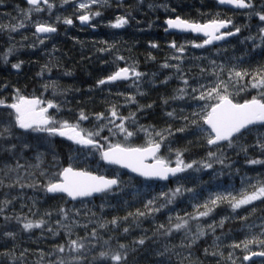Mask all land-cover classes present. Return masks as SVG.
<instances>
[{
  "label": "rangeland",
  "instance_id": "obj_1",
  "mask_svg": "<svg viewBox=\"0 0 264 264\" xmlns=\"http://www.w3.org/2000/svg\"><path fill=\"white\" fill-rule=\"evenodd\" d=\"M211 1L212 0H108V4L103 7L98 5L91 6L92 11H100L103 14L92 19L87 28H83L79 26V24H72L69 26L62 22L63 18H70V13L72 12L76 15V18L81 14V10L76 7L77 0H70L69 3L63 5L62 0H50V2L54 4L51 12L45 10L36 13L33 11L29 14L30 19L25 20L26 26L24 28L18 29L16 32H10L7 29H5L6 31H0V56L10 47L15 49L8 57V63H4V61L0 59V99H6L8 102L12 101L14 89H19L20 93L24 96H26L24 91H34L35 93L32 92V94L28 96L40 97L43 95V98L46 100L53 99L61 103L62 107L59 112H56L55 109L51 111V114H53L56 119L68 120L71 123H76L77 116H72L74 113L70 114L69 111L73 110L74 105L81 102L86 104L93 101L90 96H96L98 99L104 100H106V98H114L112 101L115 102L117 99L124 98V96H116L118 95L117 93L135 95L137 100L136 104H125V101L118 104L122 105L119 111L121 115L124 116H127L129 112H136V114L140 112L137 111V109L139 106H144V101L141 98L145 97L147 103L143 108L141 116H137L138 125L150 126L155 130H163L171 126L174 132V135L170 136L162 146L159 155L168 159L170 165H175V151L179 149L183 151V159L185 162L195 160L210 162L213 165L211 169H202L199 172L191 169L187 170L181 176L165 183L139 181L136 177L118 168L107 166L100 159L98 153H90L88 149H82L76 145L70 144L57 138V136L48 137L46 133H25L23 134L24 138L28 140L33 147L25 150L23 158L19 160V163L35 164L37 163L35 159L37 153H43L44 156L41 168L28 169V171L35 173V179H37L38 182L43 183L45 179L39 175L40 170L51 173L57 172L63 167L72 166L75 169L87 170L94 174L107 177H113L119 174L121 181H123V187L122 190L120 188L116 189L114 194L110 193L107 196L100 195L96 198L78 202H70L64 195L48 199V195L42 189L20 188L19 186L11 189L6 187L0 188V200L5 198L4 193L9 194L8 198L16 197L5 209L6 215L19 214L21 216H27V218L31 220L44 219L48 222L42 229H33L31 232H24L15 221H11L9 228L17 233L16 239L13 241L0 235V252L6 250L3 247V245L6 244L7 249L14 248V252L17 254L18 249L21 251L28 249V252L47 253L49 254L47 261H42L41 264H48L50 260L54 261L56 259V257L51 254L53 250L50 248L54 247L52 242L57 243L58 240L56 237L60 234L67 237L63 229H60L56 235L47 231V227L49 226L54 230L58 229L59 226L56 222L61 218L59 213L60 207L69 210L70 219L64 221V223H71V220H76L80 225H88L87 229L82 226H74L71 239L84 237L86 234H90L95 228L99 231L103 239L107 240L106 238L111 236L108 234H110L109 232L110 229H112V225L109 224L106 229L101 230L98 227L99 223L110 221L114 216L125 213L134 203L140 201L144 205L147 199H151L154 195H159L161 192H168L170 189H175L179 183L183 184L186 188H195L199 195L192 198V194L185 192L174 204L169 205L162 212L156 213L153 216L141 218L139 225L133 222L131 225V233L129 230L128 233H125L127 239L123 238L121 240V243L131 245L135 244L134 241L141 237L149 238L146 239L144 245H135L137 249H140L136 263H138L139 260L153 258L158 264H230L226 258L229 252H233L234 257L237 259V264H264V260L262 259L250 262L243 261V256L246 253L242 248L233 249L229 246L233 242L239 243L245 238L250 237L252 233H259L260 229L258 226L264 222V203L261 201H256L252 205L242 207L235 213L232 212L227 203H222L209 217L201 218L199 221L206 229L207 234L198 240L196 243L199 244H194L192 246L193 248L180 246L182 240L185 244L189 243L188 240L184 239L183 232H174L171 236H164L162 234L154 235V233L157 232V226L159 224H167L169 215L173 217V222H175L174 218L177 215L186 216L188 213H193V205L203 203L209 196L218 192H233L234 194H239L242 189L251 191L252 189L249 187V181L255 183L257 179H264V165H251L247 162L250 159H264V153L261 152L259 147L255 146L258 139H264V127H254L251 132L247 133L241 139L240 144L247 148L246 154L240 151L239 148H225L227 156L225 164L229 165V167H225L215 159L210 161L207 159L209 147L206 143V138L203 134L199 133L197 129L189 127L184 132H176V129L173 128L175 122L178 128L183 127L186 121L181 119V117L190 115L193 110H198L197 105L202 106L204 102L194 101L186 96L184 100L169 99L167 104L163 103L164 99L172 97L177 89L184 86L182 81L178 78L179 74L174 68L161 67L165 62L169 64L181 63V61L170 59L174 54V50L170 48L169 45L173 41H175L177 45H186L181 67L185 78L189 80L190 86H196L197 80L208 83L213 79L211 76L202 77L200 74L201 67L205 69L211 68V61H215L216 65H225L226 67L235 65L238 70L243 69L251 72L252 70L249 65L250 61L256 59L264 49L263 46L255 47L256 44L261 43L258 37V25L260 22L257 17L252 16L249 18L248 15H246V13L251 10L238 13L234 11L228 12L225 9H220L215 4L213 6L215 9L209 7L212 8V10L208 11L206 8L210 6L209 4H212ZM253 2L257 9H259L261 5H264V2L261 0H255ZM27 9L28 8L22 7L20 0H0V24L14 25L19 23L20 20L24 19V11ZM131 10L134 14H131ZM84 11H87V9ZM57 16L61 17V21L56 20ZM117 16H126L129 23L119 29L111 28L110 24L115 22ZM178 16L198 23H205L216 17L228 19L231 16L233 25L241 27V32L236 38L228 42L212 47L205 46L202 48H194L191 47V43H202L204 38L165 32V27L162 24L164 19ZM37 20L53 24L56 27L57 25H62L61 31L48 37L38 36L35 33L34 27ZM245 25H247V27H245ZM28 29L31 30L29 31ZM80 34L86 35L84 40L80 39ZM250 35L257 37L255 44L247 39ZM38 37L44 39L43 44L39 42ZM67 39L68 42H80L81 44L78 49L79 54L87 55L88 57L85 56L84 58L92 59L93 64H97L98 59H102V57L106 58L111 65V69H113L112 72L116 70L112 62L117 61L115 60L117 54L125 58L121 61L125 63L124 66H126L135 61L133 56L135 50L133 47L140 46V49L145 50L147 53L143 55L144 57L142 56V59L148 61L153 59L151 55H148L149 52H151L149 48L146 49L148 46H151V44L158 45L161 39H164L167 47L158 62H149L156 66L154 69L143 68L149 65L148 63L144 65L136 64L138 71L146 74L141 78L139 83V90L143 92V95H138L135 86L129 87L131 80L121 81L115 84H106L100 87L90 86V88L83 90L77 79L73 81L70 78L68 80L70 84H63V82L62 87H59L60 79L62 80L65 78L59 76V73H56L59 71L56 65L60 62L63 63L62 53L65 51L60 49L57 45L65 42ZM32 45L35 46L32 47ZM110 45H114L111 51H100V49H104ZM154 60L156 61L157 59ZM21 61L23 63L19 70L12 68L11 65L13 63H19ZM260 63L264 65V61H260ZM100 64L104 63L102 62ZM100 64L99 66H101ZM45 65L51 70L49 71L45 68ZM42 69H44L42 72L43 75H38V73H41ZM24 72H26V74ZM168 77H171V79L167 80L169 85L163 83ZM91 79H93L94 82L97 81V78L92 77ZM224 79H227V73L224 74ZM248 80H250V77H245V80L240 82L245 85V90L238 93L234 92L232 97L234 101L243 102L245 99H251L252 96H258L257 89L251 88V86L246 83ZM88 81L92 84L91 80ZM53 82H55L56 85L55 96L53 95L54 89L52 87H49L47 91L44 89V84H52ZM5 85L7 87H5ZM73 86H75L76 89L70 88ZM78 88L80 90H78ZM109 91H114L116 95L107 94ZM190 91L191 88H189V92ZM241 97H243L242 100H240ZM149 104L152 105L151 108L147 107ZM132 108L135 109L133 110ZM150 111H154V113L148 116L147 112ZM172 111H175V118H170L166 115L167 112ZM6 112L10 111L0 109V113ZM71 116L73 117V121L70 119ZM96 123L94 117L81 122L84 128L90 130H95ZM151 123H154L156 126ZM129 127L133 131L136 130V126L131 123H129ZM14 131L17 134L21 132L19 129H14ZM105 136L110 137V142L113 143L124 141L122 135L115 137L111 136L107 128L101 133V137ZM140 139L143 140L145 144V135L143 132L137 133L128 143L132 145L133 141ZM180 139L186 141L185 144L182 143ZM12 142L15 143L16 141ZM101 142L103 141L101 140ZM169 147L172 151H169ZM193 148H195L194 151ZM53 153L56 157L55 160ZM17 155H19V152ZM4 162L15 165L16 160L6 154H0V165ZM195 167H199V165ZM20 172L24 175L25 169H21ZM15 175V173L12 174L13 177ZM30 179V177L25 175L23 182L28 183ZM160 202L162 203L163 201ZM102 205L103 209L101 208ZM253 208H255L254 212L252 211ZM136 209L138 208L135 207V210ZM47 212L52 213V215H45ZM77 212L79 213L78 215L76 214ZM33 213H35V215H33ZM93 213L95 215H93ZM244 216H247V219L241 220L240 217ZM225 217H227V219H225L223 227H220L219 221ZM213 222L217 225L214 233L207 230L208 224ZM3 223V217L0 216V224ZM196 223L197 221H190V228L193 233L196 231ZM247 225H254L251 232ZM123 226L124 227L121 226V228L117 230V236H119L120 230L121 235L124 234L123 228L129 227L130 225L124 223ZM113 230L115 231V228H113ZM216 237H220V240L217 241L220 245L219 248L213 245V241ZM130 238L131 242L129 241ZM59 240L61 243L65 242L64 237H61ZM110 245L113 248L115 244H112L110 241ZM166 245L171 250L164 255H159L164 252ZM250 247L252 250H260V248L255 245ZM205 248H208L210 252H222L224 259L220 256L206 255L204 251ZM95 251H99V248ZM65 253L68 254L69 258L71 255H75L68 252ZM27 259L29 258H26V260ZM30 262L25 261V264H37L34 263V261H32V263ZM0 264H7V260H0ZM84 264H88V262L85 261Z\"/></svg>",
  "mask_w": 264,
  "mask_h": 264
},
{
  "label": "snow or ice",
  "instance_id": "obj_2",
  "mask_svg": "<svg viewBox=\"0 0 264 264\" xmlns=\"http://www.w3.org/2000/svg\"><path fill=\"white\" fill-rule=\"evenodd\" d=\"M30 6L24 11V19L14 25L0 24V31L9 30L10 32H16L18 29L24 28L25 20L30 19L31 12H51L54 4L50 0H26ZM70 0H62V5L69 3ZM220 5L231 6L235 9H248L251 10L246 15L249 18L255 16L259 20L258 25V37L260 44H256L255 47L264 46V5H261L257 9L253 0H217ZM108 4V0H77L76 7L81 10V14L78 15L81 24H89L92 19L102 15L100 11H92V5H98L103 7ZM44 5L46 7H41ZM87 11H84L86 10ZM130 15V14H128ZM57 21H61V17H56ZM62 22L71 26L73 19L65 17ZM129 23L126 16H117L115 22L110 24L111 28L119 29ZM167 32L170 29H175L181 32H192L196 34H202L205 39L202 43L192 42L191 47L202 48L206 45L213 44L216 41L225 40L227 37L235 36L241 32V27L233 25L231 18L222 19L219 17L213 18L207 23H198L176 17L175 19H167L165 21ZM230 26H232L230 28ZM36 34H51L57 32L55 25L36 21L34 24ZM247 27V25H245ZM222 29H229L222 31ZM234 29V30H233ZM39 39L41 44L44 43V39ZM248 40L255 44L256 36L247 37ZM103 43V42H102ZM35 45H32L34 47ZM114 45L100 49V51H111ZM151 47H157L156 44H151ZM170 48L174 50V54L170 57L172 60L181 61L186 50L185 44L177 45L173 41ZM14 48L10 47L0 59L4 63H8V57L14 52ZM125 58L120 55L115 56V60L120 61ZM13 63L11 66L15 70L21 68V64ZM181 63L169 64L165 62L161 67L174 68L179 74L178 78L182 81L183 87L176 90V93L163 100V103L167 104L169 99L171 100H184L188 96L191 100L204 102L203 105H197L198 110H193L190 115L182 116L181 119L186 121L183 127L177 128L176 132H184L189 127H193L203 134L206 138V143L209 147L207 153V159L210 161L215 159L218 163L229 167L225 164L227 159L225 148L234 149L239 148L240 151L247 153V148L240 144L241 139L249 132H251L254 126L264 127V65L258 66L254 71L238 70L235 65L226 67L225 65H216L215 61H211V68H200V74L202 77L211 76L213 79L204 83L201 80H197L196 86H190L189 80L185 78ZM49 71L51 70L45 65ZM44 69H42L41 75ZM227 73V79H224V74ZM65 75H71L70 72H66ZM145 73L138 71L135 63L127 64L124 67L117 66L116 70L109 74L107 77L97 81V87L111 84L117 81H129L131 84L129 87L135 86L137 88V94L143 95V92L139 90V83ZM245 77H250L246 83L253 89H257L258 96H252L251 99H245L242 103L233 100L234 92L238 93L245 90V85L241 84V81L245 80ZM168 77L163 81L167 83ZM5 87H7L5 85ZM49 87L54 89L55 82L52 84H44V89L47 91ZM189 88L191 91L189 92ZM124 96L123 93H117ZM125 104H136L135 95L124 96ZM61 103L56 102L53 99H44L43 95L40 97H26L20 93L19 89H14V95L12 102H6V99H0V108L10 109V112L0 113V154H6L16 160L15 165L4 162L0 165V188H13L19 186L20 188H33L42 189L47 194H63L69 199L75 201L80 198L92 197L100 194L107 196L108 194L115 193L117 188L122 190L123 181H121L119 174L113 177H106L104 175H94L91 171L77 170L72 166L63 167L57 172L47 173L44 170H40L39 175L44 177V182L40 183L35 179V173L28 171V169H40L43 163V153H37L35 164H21L19 160L23 158L25 150L31 149L33 145L24 138L25 133H46L48 137L59 136L63 137L73 144L80 146L82 149H88L90 153H98L100 159L106 164L116 165L123 169H128L130 172L136 174L145 180H169L172 177H177L178 174L184 173L187 170H193L196 172L202 169H211L212 163L204 161H191L185 162L183 159V151L177 149L175 151V166H170L168 159L163 158L159 153L162 146L168 140L170 136L174 135V132L169 126L163 130H155L150 126L138 125L136 112H129L127 116L121 115L119 108L122 105L112 104L106 112L95 113L94 118L96 120L95 130L86 129L82 126L81 122L89 120L91 117L83 110L78 113L76 123H71L68 120H59L55 116L49 113V109H55L56 112L61 110ZM151 108L152 105H147ZM144 106H139L137 111H143ZM183 111V110H182ZM166 115L170 118H175V111L167 112ZM129 123L136 126V130L133 131L129 127ZM107 128L111 136L115 137L122 135L124 137L123 142H110V137H101V133ZM14 129H19L21 132L17 134ZM143 132L145 135V144L141 146H133L128 141L137 135V133ZM99 138V139H97ZM101 140L103 142H101ZM12 141H16L13 143ZM256 147L261 149L264 153V139H258ZM215 149V150H213ZM169 151H172L169 147ZM19 152V155L17 153ZM54 160L56 159L53 153ZM148 161H151L149 163ZM251 165H264V159H250L247 161ZM199 165V167H195ZM25 169V174L22 175L20 170ZM16 175L13 177L12 174ZM25 175L30 177V182L24 183ZM249 187L251 191L242 189L239 194L233 192H218L203 203L194 204V212L188 213L186 216L177 215L173 222V217L169 215L167 224H159L157 226V232L154 235L162 234L164 236H171L174 232H183L184 239L189 243L185 244L181 241V247L191 248L198 240L203 238L207 231L199 223L201 218L209 217L217 207L222 203H227L232 212L242 207L252 205L256 201L264 203V179H257L255 183L249 181ZM185 192L192 194V198L199 195L195 188H186L183 184L177 185L175 189H170L168 192H161L159 195H154L151 199H147L144 203L143 210L136 209L135 212H129L124 217H113L110 221L99 223V229L103 230L112 225L113 228H118L120 221H127L130 217L133 222L139 225L141 218L153 216L156 213L162 212L169 205L185 194ZM5 198L0 200V216L3 217L4 223L0 224V235L5 238L15 240L17 233L9 228L11 221H15L24 232H31L33 229H42L47 225V221L44 219L31 220L27 216H21L19 214L6 215L5 209L10 205L16 197H9L8 193H4ZM160 201H163L162 203ZM103 209V205L101 206ZM202 209V210H201ZM255 211V208L252 209ZM60 220L56 223L59 226L58 229L47 227V231L53 235L58 234L60 229L65 231L68 239L67 245L59 244L55 247L54 252L60 253L54 261L50 260L48 264H84L85 261L88 264H126L128 258V246L124 243L118 244L116 248H112L110 241L113 237H109L107 240L103 239L97 229H93L90 234H86L84 237H77L71 239L74 226H82L87 229L88 225H80L78 221L71 220V223H64L68 221L69 210L60 207ZM79 214L78 212L76 213ZM35 215V213H33ZM45 215L51 216L52 213L47 212ZM93 215H95L93 213ZM241 220H246L247 216L240 217ZM225 219L219 221V226L223 227ZM190 221H197L196 231L193 233L190 228ZM216 223L208 224L207 230L215 232ZM251 232L254 225H247ZM259 233H252V235L239 243L233 242L229 245L233 249L242 248L246 253L243 256V261L247 262L252 257H264V222L259 226ZM129 228H123V233H128ZM148 237H141L134 241L135 244L144 245ZM220 237H216L213 241V245L219 248L220 245L217 241ZM102 241V243H101ZM257 246L259 251L252 250L250 246ZM6 249L0 252V260H7V264H25L26 257L24 253L28 252L25 249L24 252L17 257L13 249H7V245H3ZM99 248V251H95ZM171 249L166 245L164 252L159 255H164ZM68 252L71 255L69 259H65L62 254ZM206 255L220 256L224 259L223 253L219 251H209L205 248ZM44 254L41 253V260L37 261V264H41ZM227 261L230 264H237V259L234 257L233 252H229Z\"/></svg>",
  "mask_w": 264,
  "mask_h": 264
},
{
  "label": "trees",
  "instance_id": "obj_3",
  "mask_svg": "<svg viewBox=\"0 0 264 264\" xmlns=\"http://www.w3.org/2000/svg\"><path fill=\"white\" fill-rule=\"evenodd\" d=\"M253 1H255V0H253ZM262 2H264V0H261ZM211 5L212 6H214L215 5V2H214V0H212L211 1ZM20 4L22 5V7H24V8H29L30 6L29 5H27L23 0H20ZM220 9H224V8H220ZM225 10H227V11H231V10H229V9H225ZM70 17L71 18H73V24H79V22H78V20H77V18H76V15L72 12V13H70ZM76 19V20H75ZM162 24H163V22H162ZM57 31L58 32H60L61 31V28H62V25H57ZM166 32V31H165ZM80 39H82V40H84V38L86 37V35H83V34H80ZM231 39H229L228 41H230ZM227 41V42H228ZM81 43L80 42H74V41H69L68 42V39L65 41V42H63V43H59L58 44V47L59 48H62V50H64L65 52H63L62 53V60H63V63L62 62H60V63H58V65H56V67L59 69V71H57L56 73H59L58 75L59 76H61V77H64L65 79H60V87H62V84L61 83H63V84H65V83H69L70 84V81H68L70 78L73 80V81H75L76 79L77 80H79L78 81V83H79V85H80V87H82L83 88V90H86L87 88H90V86H94V87H96L97 85H96V83H97V81L98 80H100V79H102V78H105V77H107L109 74H111L112 73V70L113 69H111V68H109V69H107V70H105V69H101L100 67H98L97 66V64H93V61H92V59H85L84 57L86 56V57H88L87 55H82V54H79V52H78V49H79V45H80ZM166 42H165V40L164 39H161V41L159 42V44L157 45V47H155V48H153V47H151V46H148L146 49H150L151 50V52H149V54L148 55H151V56H153L154 58H158L157 59V61H154V58L151 60L152 62H158L160 59H161V57L163 56V54H164V51H165V49H166ZM264 47V46H263ZM75 49V50H74ZM133 49H134V47H133ZM135 53L133 54V56H134V59H135V61H134V63L135 64H141V65H144L145 63H149V62H151V61H148V60H145V59H142V56H143V54L144 53H140V51L142 50H140V46H137L135 49ZM138 50V51H137ZM154 51V52H153ZM152 53V54H151ZM264 49L262 50V52L259 54V56L256 58V59H253L252 61H250V69L252 70V71H254L258 66H260V65H262L263 63H260V61H264ZM157 56V57H156ZM144 57V56H143ZM93 58V57H92ZM141 58V59H140ZM261 58V59H260ZM112 64H113V66H115V69H116V67L117 66H122V67H124V65H125V63H123L121 60L120 61H113L112 62ZM131 64V63H130ZM256 64V65H255ZM60 66V67H59ZM113 66H112V68H113ZM149 66V67H148ZM148 66H146L147 68H150L151 67V69H154L155 68V65H153V64H150L149 63V65ZM146 67H143V68H146ZM76 69V70H75ZM75 70V71H74ZM110 70V71H109ZM66 72H70L71 73V75H65V73ZM76 72V73H75ZM78 74H79V76H78ZM75 76V77H74ZM78 77V78H77ZM92 77H94V78H97V81L96 82H94L93 81V79H91ZM86 78V79H85ZM81 79V80H80ZM27 80V79H26ZM59 80V79H58ZM88 80H91L92 81V84L88 81ZM83 83H82V82ZM113 84H115V83H113ZM167 85H169L168 83H167ZM167 85H165V86H167ZM77 87V86H76ZM71 89H76L75 88V86H73V87H70ZM32 92H34V91H25V93H26V96H28V95H31L32 94ZM106 94V93H105ZM107 94H109V95H116V93L114 92V91H109ZM116 96H119V95H116ZM120 96H122V95H120ZM125 96V95H124ZM90 97H92V100L93 101H91V102H88V103H84V102H81V103H79V104H77V105H75V106H73V110H70L69 111V113L70 114H73L74 113V115H72V116H78V113L81 111V110H83L86 114H88L91 118H93L94 117V114L95 113H100V112H106V110L112 105V104H115V103H117V104H119L120 102H123V101H125V99L124 98H122V99H119V101L117 100V101H115V102H113L112 100L114 99V98H106V100H104V99H98V97H96V96H90ZM89 97V98H90ZM242 98L243 97H241V99L240 100H242ZM143 101H144V106L146 105V103H147V101H146V98L145 97H142L141 98ZM82 104V105H81ZM83 106V107H82ZM152 113H154V111H150V112H147V115L148 116H150V115H152ZM141 114H142V111H140V112H138L137 113V116H141ZM72 116L70 117V119L73 121V118H72ZM152 125H154V126H156L154 123H151ZM159 128V127H158ZM173 128L174 129H177L178 127L176 126V122L174 123V125H173ZM58 138V137H57ZM132 145L133 146H141V145H144V141L143 140H136V141H133V143H132ZM195 150V148H193V151ZM139 181H142V180H140V179H138ZM55 196H49L48 195V199H53ZM135 207H137V208H139V209H141V210H143V207H144V205L142 204V202H137V203H134L132 206H130L129 208H128V210L125 212V213H122V214H120V215H116V216H114V217H124V216H126L129 212H135L136 210H135ZM163 216V215H162ZM127 224V225H130L128 228H129V230H130V233H131V231H132V227H131V225H132V223H133V220H132V218L130 217L127 221H124V220H121L120 221V224H119V227L118 228H115V231L113 230V227H112V229H110V234H108V235H111V236H108L106 239H108L109 237H112V236H114L113 237V239L111 240V243L112 244H115L114 245V247L113 248H116L117 246H118V244H120L121 243V240L123 239V238H126L127 239V236L125 235V233L124 234H122L121 235V230H120V234H119V236H117V234H116V232H117V230H119L120 228H121V226L122 227H124V226H126V225H124L123 226V224ZM129 223V224H128ZM131 235V234H130ZM61 237H64L65 238V242L64 243H61L60 242V238ZM119 238V239H118ZM56 239L58 240V242L57 243H55V242H52L53 243V245H54V247H52V248H50V249H52L53 251L51 252V254L53 255V256H55L56 258L58 257V256H60L61 254L60 253H56V252H54V249H55V247L57 246V245H59V244H64V245H67V243H68V239L69 238H67V237H65L63 234H60V235H58L57 237H56ZM129 241L131 242V238L129 239ZM116 242V243H115ZM127 245V244H126ZM132 245V246H131ZM131 245H127L128 246V258H127V262H126V264H158L157 262H155V260L153 259V258H147V259H143V260H139L138 261V263H136V261H137V259H138V254H139V250L140 249H137L136 248V244H131ZM22 252H24V251H21V250H19L18 249V254L15 252V255L17 256V257H20V254L22 253ZM67 252V251H66ZM40 252L38 253V252H32V251H29V252H26V253H24V256L26 257V258H29V259H27V260H25L26 262H30V263H32V261H34V263H37V261H40L41 260V257H40ZM44 254V256H43V260L42 261H47V258H48V256H49V254H47V253H43ZM63 256H64V258L65 259H69V257H68V254L67 253H64V254H62ZM41 261V262H42Z\"/></svg>",
  "mask_w": 264,
  "mask_h": 264
},
{
  "label": "water",
  "instance_id": "obj_4",
  "mask_svg": "<svg viewBox=\"0 0 264 264\" xmlns=\"http://www.w3.org/2000/svg\"><path fill=\"white\" fill-rule=\"evenodd\" d=\"M25 2H26V0H24ZM216 2H217V0H215ZM27 3V2H26ZM218 4V3H217ZM219 6H221V7H225V8H229V9H232V10H234V11H245V10H247V9H235V8H232L231 6H227V5H220V4H218ZM176 17H174V18H167V19H175ZM167 19H165V21L167 20ZM165 21H164V25H165V27L167 28V25H166V23H165ZM79 23H80V21H79ZM207 23V22H206ZM81 24V23H80ZM82 26H87L88 24H81ZM227 29H222V31H226ZM167 32H172V33H179V34H189V33H191V34H193V35H195V36H201V37H203V38H205L202 34H196V33H192V32H181V31H178V30H175V29H170V30H168ZM39 35H43V36H47V35H49V34H39ZM238 35V34H237ZM236 36V35H235ZM231 37H234V36H231ZM231 37H227L225 40H222V41H216V42H214L213 44H210V45H206V46H214V45H216V44H218V43H222V42H224V41H226V40H228L229 38H231ZM29 98H32V97H29ZM50 110L51 109H49V112H50ZM60 138H62V139H64V140H67V139H65V138H63V137H60ZM67 141H69V140H67ZM69 142H71V141H69ZM72 143V142H71ZM76 145V144H75ZM149 163H151V161H148ZM105 163V162H104ZM106 164V163H105ZM108 166H112V167H117V168H119V169H121V170H123V171H125V172H127V173H129V174H132V175H134V176H136V177H139V176H137L136 174H134V173H132V172H130L128 169H123V168H120L119 166H116V165H109V164H107ZM175 165H173V167H174ZM78 170V169H77ZM182 173H180V174H178V176L179 175H181ZM94 175H96V174H94ZM139 178H141V179H144V178H142V177H139ZM173 178H176V177H172V178H170L169 180H171V179H173ZM145 180V179H144ZM169 180H165V181H161V180H147V181H158V182H166V181H169ZM49 195H51V196H55V195H63V194H49ZM100 194H97V195H94V196H92V197H85V198H80V199H78V200H75V201H73V200H71V199H69V201H71V202H78V201H81V200H84V199H90V198H94V197H97V196H99ZM255 258H258V257H255Z\"/></svg>",
  "mask_w": 264,
  "mask_h": 264
},
{
  "label": "bare ground",
  "instance_id": "obj_5",
  "mask_svg": "<svg viewBox=\"0 0 264 264\" xmlns=\"http://www.w3.org/2000/svg\"><path fill=\"white\" fill-rule=\"evenodd\" d=\"M207 1V0H206ZM207 4H208V2H207ZM210 6H207V8L206 9H208V11H210V10H212V8H209V7H213V6H211V4H209ZM213 9H215L214 7H213ZM110 12V11H109ZM229 12V11H228ZM107 13V12H106ZM105 13V14H106ZM133 12H132V10H131V14H132ZM227 13V12H226ZM238 13V12H237ZM103 14V13H102ZM134 14V13H133ZM235 14V13H234ZM46 16V15H45ZM135 16H137V15H135ZM139 16V15H138ZM227 16H229V15H227ZM235 16V15H234ZM233 16V17H234ZM32 17V16H31ZM33 17H35V16H33ZM38 17V16H37ZM150 17V16H149ZM232 17V18H233ZM71 18V17H70ZM142 18V17H141ZM151 18V17H150ZM153 18V17H152ZM230 18H231V16H230ZM73 19V18H72ZM136 19V18H135ZM241 19V18H240ZM76 20V19H75ZM144 20V19H143ZM142 20V21H143ZM146 20V19H145ZM239 20V19H238ZM38 21V20H37ZM133 21V20H132ZM131 21V22H132ZM151 22V21H150ZM250 24V23H249ZM254 28V27H253ZM251 29V28H250ZM29 30V29H28ZM31 30V29H30ZM29 30V31H30ZM4 31V30H3ZM6 31V30H5ZM58 32V31H57ZM57 32H55V33H57ZM55 33H51V34H49V35H47V36H45V37H48V36H50V35H53V34H55ZM8 34V33H7ZM1 35H3V34H1ZM5 35V34H4ZM38 36H43V35H39V34H37ZM22 38V37H21ZM27 38V37H26ZM35 41V40H34ZM119 42V41H118ZM99 43V42H98ZM7 44V43H6ZM106 44V43H105ZM55 45V44H54ZM144 45V44H143ZM58 46V45H57ZM122 47V46H121ZM136 48V47H135ZM134 48V49H135ZM60 49H62V48H60ZM75 50V49H74ZM141 50V49H140ZM128 51V50H127ZM138 51V50H137ZM144 51V52H143ZM37 52V51H36ZM87 52V51H86ZM149 52V51H148ZM154 52V51H153ZM118 53V52H117ZM134 53V52H133ZM140 53H144L143 55H145L147 52L145 51V50H141L140 51ZM39 54V53H38ZM152 54V53H151ZM33 55V54H32ZM264 55V54H263ZM37 56V55H36ZM32 57V56H31ZM157 57V56H156ZM33 58V57H32ZM38 58H39V55H38ZM48 58H50V57H48ZM152 58H154L153 56H152ZM159 58V57H158ZM157 58V59H158ZM141 59V58H140ZM154 59H156V58H154ZM261 59V58H260ZM22 60V59H21ZM93 61V60H92ZM155 61V60H154ZM157 61V60H156ZM30 62V61H29ZM57 62V61H56ZM104 63V64H100V63ZM17 63V62H16ZM46 63V62H45ZM245 63V62H244ZM99 64L101 65V66H99ZM149 64V63H148ZM239 64V63H238ZM34 65V64H33ZM42 65V64H41ZM250 65V64H249ZM256 65V64H255ZM97 66L98 67H100L101 69H105V70H107V69H109V68H111V65L109 64V62L106 60V58H104V57H102V59H98V62H97ZM146 66H148V65H146ZM60 67V66H59ZM149 67V66H148ZM156 67V66H155ZM24 68V67H23ZM147 68V67H146ZM151 68V67H150ZM76 70V69H75ZM74 70V71H75ZM108 71V70H107ZM110 71V70H109ZM22 72V71H21ZM25 74H26V72H24ZM51 73V72H50ZM76 73V72H75ZM43 75V74H42ZM159 75V74H158ZM24 76V75H23ZM78 76H79V74H78ZM27 77V76H26ZM30 77V76H29ZM75 77V76H74ZM159 77V76H158ZM162 77V76H161ZM78 78V77H77ZM162 79V78H161ZM165 79V78H164ZM52 80V79H51ZM81 80V79H80ZM79 81V80H78ZM19 82H20V80H19ZM22 82H23V80H22ZM31 82V81H30ZM29 82V83H30ZM32 82H33V80H32ZM82 82V81H81ZM60 83V82H59ZM83 83V82H82ZM19 84V83H18ZM22 84V83H21ZM26 84V83H25ZM62 84V83H61ZM7 85V84H6ZM25 87H26V85H25ZM24 87V88H25ZM27 87H28V85H27ZM60 87V86H59ZM8 89V88H7ZM10 90V89H9ZM78 90H80L79 88H78ZM28 91V90H27ZM25 92V91H24ZM35 93V92H34ZM63 94V93H62ZM126 95V94H125ZM120 96V95H119ZM70 99V98H69ZM118 100V99H117ZM70 101V100H69ZM72 101V100H71ZM119 101V100H118ZM68 102V101H67ZM73 102V101H72ZM75 103V102H74ZM67 104V103H66ZM68 105V104H67ZM69 105H70V103H69ZM71 105H72V103H71ZM82 105V104H81ZM158 105V104H157ZM64 106H66V105H64ZM75 106V105H74ZM127 106V105H126ZM83 107V106H82ZM133 109V108H132ZM135 109V108H134ZM133 109V110H134ZM156 109V108H155ZM154 109V110H155ZM69 114V113H68ZM156 114V113H155ZM158 115V114H157ZM160 116V115H159ZM73 118V117H72ZM158 118V117H157ZM163 118V117H162ZM142 120V119H141ZM143 122V121H142ZM91 124V123H90ZM157 126H158V124H157ZM178 135V134H177ZM180 137V136H179ZM194 138V137H193ZM181 140V139H180ZM193 140V139H192ZM182 141V140H181ZM185 142L186 141H182V143H184L185 144ZM189 142V141H188ZM187 147V146H186ZM190 149V148H189ZM192 150V149H191ZM190 150V151H191ZM189 151V152H190ZM24 153H25V151H24ZM237 154H238V152H237ZM240 158V157H239ZM242 158V157H241ZM241 172V171H240ZM235 180V179H234ZM32 210V209H31ZM196 244H199V243H196ZM193 248V247H192ZM197 248H200V247H197ZM197 250V249H196ZM204 254V253H203ZM213 256V255H212ZM252 259H257V258H255V257H252Z\"/></svg>",
  "mask_w": 264,
  "mask_h": 264
},
{
  "label": "flooded vegetation",
  "instance_id": "obj_6",
  "mask_svg": "<svg viewBox=\"0 0 264 264\" xmlns=\"http://www.w3.org/2000/svg\"><path fill=\"white\" fill-rule=\"evenodd\" d=\"M84 27H87V26H84ZM6 102H8L7 100H6ZM12 101H10V102H8V103H11ZM0 109H2V110H9V111H11L10 109H4V108H0ZM51 113V112H50ZM259 251V250H258ZM258 259H262V260H264V257H258L257 259H251L250 261H254V260H258ZM250 261H247V262H250Z\"/></svg>",
  "mask_w": 264,
  "mask_h": 264
}]
</instances>
